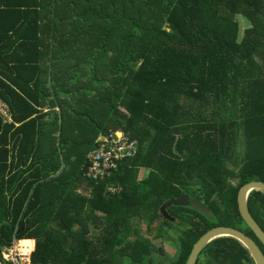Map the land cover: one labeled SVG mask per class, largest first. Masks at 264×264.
<instances>
[{
  "label": "trees",
  "instance_id": "trees-1",
  "mask_svg": "<svg viewBox=\"0 0 264 264\" xmlns=\"http://www.w3.org/2000/svg\"><path fill=\"white\" fill-rule=\"evenodd\" d=\"M35 7L46 12L36 40L0 37V98L11 117L0 116V260L16 238L35 241L30 264H155L156 255L186 264L217 226L242 231L264 254L237 209L242 185L264 183V0ZM239 16L249 22L241 35ZM111 130L138 140L137 154L111 177L90 179L87 156ZM181 196L213 218L173 205L175 220L165 219L163 203ZM247 207L264 232V193L252 191ZM172 235L169 258L153 243ZM201 263L254 264L234 239L210 243Z\"/></svg>",
  "mask_w": 264,
  "mask_h": 264
},
{
  "label": "water",
  "instance_id": "water-1",
  "mask_svg": "<svg viewBox=\"0 0 264 264\" xmlns=\"http://www.w3.org/2000/svg\"><path fill=\"white\" fill-rule=\"evenodd\" d=\"M252 191H260L264 193V183L259 181H250L242 185L237 194V209L242 220L246 223L249 229L253 232V235L260 241L264 246V232L254 221L247 207V198ZM190 206L194 210L202 213L208 218H213L211 211L202 202L190 198L189 196H181L179 198H172L165 201L161 207V213L167 220H173L169 218L167 208L170 206ZM221 239H234L240 243L249 253L254 264H264V254L262 253L256 242L246 235L242 231L228 227V226H217L206 232L200 240L195 243L191 254L186 264H196L201 252L213 241Z\"/></svg>",
  "mask_w": 264,
  "mask_h": 264
},
{
  "label": "built area",
  "instance_id": "built-area-1",
  "mask_svg": "<svg viewBox=\"0 0 264 264\" xmlns=\"http://www.w3.org/2000/svg\"><path fill=\"white\" fill-rule=\"evenodd\" d=\"M0 116L10 121L9 105L0 98ZM138 151V140L131 137L122 130H111L101 134L97 140L96 148L88 154L85 164V174L90 179H104L111 177L112 172L118 169V162L133 158ZM116 187H110L112 194L119 193ZM18 239H13L10 247L5 248L2 253L0 264H26L27 256L23 255Z\"/></svg>",
  "mask_w": 264,
  "mask_h": 264
},
{
  "label": "crops",
  "instance_id": "crops-1",
  "mask_svg": "<svg viewBox=\"0 0 264 264\" xmlns=\"http://www.w3.org/2000/svg\"><path fill=\"white\" fill-rule=\"evenodd\" d=\"M10 4H3L0 0V13H7L10 12L13 14L11 18H0V26L3 28L8 27L11 28L10 33L8 35H4L0 33V37H5L6 44H14V42H24L26 38H29L31 41L36 40L37 38V28H38V7H35L38 0H5ZM29 5V6H27ZM9 8V9H7ZM41 13V17H45V11H39ZM28 25V26H27ZM24 30V31H23ZM14 32V33H13ZM15 55V53H13ZM37 51L33 52L32 55L29 56H36ZM16 56V55H15ZM19 56V54H17ZM24 242H31L33 243L32 252L29 253L27 256L26 264H30V256L34 251L35 248V241L33 240H26L21 241L20 245ZM22 250V246H21Z\"/></svg>",
  "mask_w": 264,
  "mask_h": 264
},
{
  "label": "rangeland",
  "instance_id": "rangeland-1",
  "mask_svg": "<svg viewBox=\"0 0 264 264\" xmlns=\"http://www.w3.org/2000/svg\"><path fill=\"white\" fill-rule=\"evenodd\" d=\"M238 21L240 23V35H241L243 29L246 26H248L249 22L247 21V19H245V18L243 19L241 16L238 17ZM240 147H241V144L238 146V149H240ZM145 175H146V171L142 170L139 174V179L140 180L143 179L145 177ZM81 192H85V191H83V189H81ZM168 217L174 218V217L170 216L169 214H168ZM174 220H175V218H174ZM170 221H173V220H170ZM177 222H179V221H177ZM94 226H92V236L99 238V236L102 234L103 226L97 225V228ZM178 229H181V228L175 227L172 230V234H173V231L178 232ZM140 231H141L142 237L147 236L146 224L142 223L140 225ZM172 238H175V236L174 235L170 236L167 244H166V242H165V244H163L164 241H154V243H153L156 248H159L161 246L164 249V251L167 253L169 258L170 257L173 258L176 254V247L174 246L176 243L174 241H172ZM20 248H21V245H20ZM159 256L156 255V257H154L155 258V264H169L168 260H161L160 261ZM201 264H203V263H201Z\"/></svg>",
  "mask_w": 264,
  "mask_h": 264
},
{
  "label": "bare ground",
  "instance_id": "bare-ground-1",
  "mask_svg": "<svg viewBox=\"0 0 264 264\" xmlns=\"http://www.w3.org/2000/svg\"><path fill=\"white\" fill-rule=\"evenodd\" d=\"M22 253L25 256H28L30 252H32L33 243L31 242H24L22 243Z\"/></svg>",
  "mask_w": 264,
  "mask_h": 264
}]
</instances>
